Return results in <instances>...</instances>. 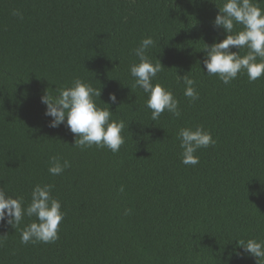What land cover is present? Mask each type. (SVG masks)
<instances>
[{"label": "trees", "instance_id": "16d2710c", "mask_svg": "<svg viewBox=\"0 0 264 264\" xmlns=\"http://www.w3.org/2000/svg\"><path fill=\"white\" fill-rule=\"evenodd\" d=\"M214 2L0 0V188L27 205L37 183L52 184L66 213L53 243H21L35 217L0 222V264H257L237 240H264V76L225 85L207 75L204 43L226 37L212 25ZM149 36L148 55L164 66L153 83L173 92L179 118L165 111L152 121L133 87V49ZM76 78L101 89L97 105L125 122L118 152L73 147L66 124L49 127L41 96ZM196 125L216 143L184 165L177 133ZM53 155L71 162L62 175L48 172Z\"/></svg>", "mask_w": 264, "mask_h": 264}, {"label": "clouds", "instance_id": "9594fccd", "mask_svg": "<svg viewBox=\"0 0 264 264\" xmlns=\"http://www.w3.org/2000/svg\"><path fill=\"white\" fill-rule=\"evenodd\" d=\"M216 7L218 12L212 25L214 28H222L226 37L211 45L204 43L202 50L205 56L202 63L207 75L218 76L225 85L240 74H246L249 82L260 79L264 76V8L259 6L257 0H222ZM13 15L23 18L19 10H13ZM237 25L241 27L237 29ZM154 43L149 36L143 38L133 49V54L139 61L130 66L133 87L142 89L147 95L146 107L151 110L152 121L158 120L165 111L179 118V101L173 92L161 83H153L164 68L158 59L153 62L148 55ZM232 48L238 51H232ZM242 50H246L243 55ZM178 77L184 85V96L192 102L196 101L199 98L196 81L187 74ZM100 96L101 89L94 88L91 83L80 78L73 80L71 86L56 87L55 94L46 91L41 96V103L46 105L45 115L52 118L49 127L56 128L66 124L75 136L73 147L84 149L96 146L107 148L113 153L118 152L125 143L121 134L125 122L112 119L113 113L109 107L97 105L95 98ZM109 100L116 103V94L110 93ZM177 138L182 149L181 163L184 165H197L198 150L216 143L211 132L203 125L180 128ZM69 167L71 162L59 155L49 158L48 172L52 176L62 175ZM53 188L52 184L37 183L32 188L27 205L23 197L8 195L0 188V222L17 228L25 216L35 217L21 230L22 244L53 243L59 239L60 225L66 213L62 211L60 200L52 195ZM120 191H123L122 187ZM130 211L125 209V215ZM237 246L243 249V253L255 257L257 264L264 261V240L239 239ZM234 253L241 255L235 250Z\"/></svg>", "mask_w": 264, "mask_h": 264}]
</instances>
